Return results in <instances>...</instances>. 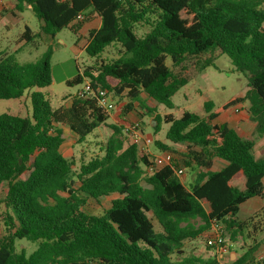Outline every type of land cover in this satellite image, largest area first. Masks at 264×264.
Instances as JSON below:
<instances>
[{"label": "trees", "instance_id": "obj_1", "mask_svg": "<svg viewBox=\"0 0 264 264\" xmlns=\"http://www.w3.org/2000/svg\"><path fill=\"white\" fill-rule=\"evenodd\" d=\"M17 1L21 12L23 6L30 8L49 37L63 30L77 36L85 32L91 58L116 47V60L87 67L70 84L87 79L94 90L125 95L120 117L141 105L154 116L155 134L169 125L166 140L188 146L187 166L196 164L200 173L189 187L170 167L148 176L147 155L126 142L124 127L116 123L110 125L103 155L76 172L61 151L66 129L83 143L108 121L107 111L98 106V95L78 94L69 108L54 110L42 93H34L31 119L0 115V187L7 185L3 205L9 228L0 238V264H217L198 257L175 259L214 221L225 226L232 241L256 242L260 214L245 221L238 214L248 201L264 200V159L255 157L254 140L240 136L229 123L216 122L248 103L247 112L264 137V0ZM138 27L147 32L139 36ZM32 34L26 27L22 41L33 42ZM216 52L227 55L247 78L243 97L220 107L208 101L204 117L186 112L180 119L162 117L145 105L144 95L174 109L173 97L189 82L182 74L186 62L197 58L203 69L212 65ZM52 55L49 48L33 63L0 55V99H20L30 89L52 85ZM155 146L172 151L161 141ZM213 158L225 166L212 170ZM113 195L119 197L101 215L88 210L90 202L100 204ZM195 220L202 224L195 226ZM23 240L38 244L37 250L18 252L16 243ZM261 247L256 242L231 264H264V255L257 256Z\"/></svg>", "mask_w": 264, "mask_h": 264}, {"label": "rangeland", "instance_id": "obj_2", "mask_svg": "<svg viewBox=\"0 0 264 264\" xmlns=\"http://www.w3.org/2000/svg\"><path fill=\"white\" fill-rule=\"evenodd\" d=\"M22 9L23 12L17 11L20 13L21 18V23L18 26L11 24V22H14L12 14L9 16L10 21L6 19L8 15L7 12L11 11L10 8H4L0 11V55L14 54L21 63H33L40 60L47 50L52 48V85L46 88L30 89L20 99H0V115L11 114L31 119V96L34 93H42L54 110L69 108L72 98L77 96L84 89L87 79H83L81 84L70 83L73 82L78 75L83 74V71H85L87 67L93 69L99 68L102 62L110 63L116 60L119 57V52L116 47H110L99 58H91L85 52L88 45V35L85 32L77 36L71 30H63L56 34L54 38L49 37L41 31L42 23L34 16L32 11L29 10L27 6H23ZM183 16L185 17V14H183ZM26 27H29L33 33L32 35L35 36V39L31 43L22 41L21 38ZM78 27L83 26H81L80 23ZM146 32L147 29L144 27L137 28V34L139 36H142ZM210 56L211 54L205 55L201 57L200 60L202 61ZM197 62V58H191L185 64L182 74L188 78L189 82L173 97L174 109H169L164 105L158 104L144 95L142 98L145 105L156 110V113L162 117L172 114L175 119H180L186 112L204 117V104L206 102L211 101L216 107H220L233 98L245 95L247 91V78L243 74L235 71L227 55L216 52L212 65L203 69H201V66ZM167 64L168 66L172 65L171 59H168ZM175 72L180 71L177 70ZM111 98L116 106L125 105V103L128 102L125 95L122 97L112 96ZM248 107L249 104L245 103L244 108L247 109ZM223 121L224 120H217L216 123L222 124ZM129 122L139 123L142 132L153 139L154 143L150 147L152 153H162L156 148V141H161L172 148L170 152H172L177 159V168L184 169V175L178 178L186 187H189L190 184L197 180L200 173L197 165L192 164L191 167L187 166L190 152L188 146L183 144H171L166 140L169 125L163 124L160 133L155 134L154 127L156 123L154 122V116L146 112L145 109L138 104H135L134 111L131 113V116H129ZM111 124L112 122L109 119L83 143H78L77 136L69 130H66V141L61 151L64 157L72 162L76 172H79L83 163H88L92 158L103 155L104 146L112 133L110 129ZM248 138L256 142L257 155L255 156L258 159H264V155L260 156L261 150L264 149V138L259 136L257 132L254 135L250 134ZM225 164L224 161L213 158L212 170H219L225 166ZM6 186V184H3L2 187H0V238L9 234V228L5 224L3 205L7 189ZM118 197V195H113L108 198H103L100 204L90 202L88 210L95 215H101L105 210L111 207V201ZM258 203L260 205L255 212L251 211L252 204L243 205L240 208L238 219L240 221H245L257 213L260 214L258 221H261L262 224L259 227L261 232L254 237V239L257 240L256 242H261L262 244L257 255L260 258L264 255V201H259ZM150 217L153 219L156 230L160 231L161 229L152 214H150ZM192 223L197 227L202 224L200 220H195ZM208 236L209 233L206 232L196 241L187 242L184 249L179 252L182 257H175V259L183 260L184 258L198 257L205 261H216L217 264H231L247 252L250 247L256 244L252 239L246 240V238H237V241L234 242L225 229V240L230 249L227 253H220L215 248L207 247ZM16 248L18 252L25 250L27 254L30 255L37 250L38 244L26 240L17 241Z\"/></svg>", "mask_w": 264, "mask_h": 264}, {"label": "built area", "instance_id": "obj_3", "mask_svg": "<svg viewBox=\"0 0 264 264\" xmlns=\"http://www.w3.org/2000/svg\"><path fill=\"white\" fill-rule=\"evenodd\" d=\"M79 19H82V17L80 16ZM79 95H87L89 97L98 95V106L106 110L108 116L118 109V106L114 104L111 98L113 95L103 89L94 90L89 80L86 81L85 87ZM234 111L235 113H239L241 109L238 107ZM124 135L128 144L138 146L139 150L147 155L149 164L146 167V173L148 176H153L166 167L172 168L177 177L184 175V169H178L176 167L177 159L172 152L166 151L160 154L151 152L150 147L154 141L142 132L139 123H126L124 126ZM225 229L222 223L214 221L208 231L207 246L217 249L220 253H227L230 247L226 244Z\"/></svg>", "mask_w": 264, "mask_h": 264}, {"label": "crops", "instance_id": "obj_4", "mask_svg": "<svg viewBox=\"0 0 264 264\" xmlns=\"http://www.w3.org/2000/svg\"><path fill=\"white\" fill-rule=\"evenodd\" d=\"M18 1L17 0H0V11L3 10L4 8H10V12H7L8 15L6 16V19L8 21H10V15L12 14V18L14 20V22H11L12 25L14 26H18L21 23V18H20V13H18L17 11H20L17 7H18ZM28 9L30 10V8L28 7ZM7 10V9H6ZM244 96V95H243ZM243 96H239V97H243ZM71 104V103H70ZM124 105H120L118 106V109L116 112H113L110 116L109 119L111 120L112 124H120L123 127L125 126L126 123H130L129 122V116H131V114H129L126 117H120V110L123 108ZM238 108V107H237ZM241 109V111L239 113H235L234 109L230 110L229 112H227L226 114H224L220 119L218 120H224L222 123H229L230 126L232 128H234L238 134L244 138L250 139L248 138V136L251 134H256L257 132V125L255 122H253L251 120V117L249 115V113L247 112V109L244 108V105L239 107ZM108 119V120H109ZM229 119V120H228ZM111 124V125H112ZM67 130V129H66ZM258 134V132H257ZM260 136V135H259ZM78 138V137H77ZM264 138V137H263ZM252 140V139H251ZM255 141V140H254ZM256 144V142H255ZM64 145V144H63ZM63 154V153H62ZM260 156L264 155V149L261 150L260 152ZM254 155H257L256 153V145H255V149H254ZM259 156V155H258ZM256 157V156H255ZM257 158V157H256ZM258 159V158H257ZM224 167V166H223ZM222 167V168H223ZM221 168V169H222ZM220 170V169H219ZM214 171H218V170H214ZM263 202L264 200L260 199V198H254L250 201H248L247 204H252L251 206V211H256L257 208L259 207V203L258 202ZM251 202H255V203H251ZM244 204V205H245ZM243 206V205H242ZM241 206V207H242Z\"/></svg>", "mask_w": 264, "mask_h": 264}]
</instances>
